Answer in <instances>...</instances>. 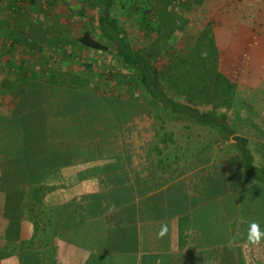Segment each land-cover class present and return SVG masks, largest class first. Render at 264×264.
<instances>
[{"label":"crops","instance_id":"crops-1","mask_svg":"<svg viewBox=\"0 0 264 264\" xmlns=\"http://www.w3.org/2000/svg\"><path fill=\"white\" fill-rule=\"evenodd\" d=\"M2 4L0 264H264V241L248 240L250 223L264 231V186L245 176L231 140L183 142L162 157L137 141L128 154L112 139V153L90 155L96 142L68 137L73 98L85 103L86 92L54 79L73 76L63 70L72 63L23 57L25 39L38 45ZM234 91L264 148V83Z\"/></svg>","mask_w":264,"mask_h":264},{"label":"rangeland","instance_id":"rangeland-1","mask_svg":"<svg viewBox=\"0 0 264 264\" xmlns=\"http://www.w3.org/2000/svg\"><path fill=\"white\" fill-rule=\"evenodd\" d=\"M228 1L114 0V15L127 32L130 46L146 61L161 89L170 98L201 112L215 110L225 114L234 132L249 139L257 165L264 166V148L258 144L262 142L261 138L251 128L248 112L235 101V91L232 94L217 91L215 95H210L211 104L206 103V99H210L206 96L198 95L195 100L184 96L182 75L186 74L183 69L189 64L187 62L181 68L182 63L202 56L210 67L213 52L231 43L236 30L234 21L219 14ZM3 2L7 3L4 12L9 11L6 10L9 7L17 26L26 22L28 32H32L31 38L38 45L33 44V47L25 39L22 44L26 47L21 50L23 57L51 65L56 62L72 63L63 70L72 72L73 76L54 78L61 83V87L78 88L77 79H89L87 88L91 92L113 97L119 103L131 101V118L114 126L117 134L114 141H121L128 154L136 141L147 149L149 144V155L162 157H176L183 142L229 141L207 126L172 119L154 107L147 109L141 95L128 93L126 85L118 83L128 72L120 61L108 53L92 52L77 44L76 37L82 31H89L99 39L96 20L99 6L96 0H23L26 5L16 4V0H0V10H3ZM11 50L12 55L18 54L13 48ZM78 63L91 64L93 69L79 75L81 67L77 66ZM72 106L69 105V108ZM143 150L145 154L146 149Z\"/></svg>","mask_w":264,"mask_h":264},{"label":"trees","instance_id":"trees-1","mask_svg":"<svg viewBox=\"0 0 264 264\" xmlns=\"http://www.w3.org/2000/svg\"><path fill=\"white\" fill-rule=\"evenodd\" d=\"M96 2L99 6L96 18L99 39L89 31H82L76 37L77 44L92 52L108 53L120 61L128 72L122 75L118 83L126 85L128 93L141 95L147 109L154 107L172 119H184L207 126L222 139L231 140L240 155L245 176L264 186V170L254 166L248 141L235 134L226 115L215 110L201 112L170 98L158 85L146 61L130 46L127 32L114 15V0ZM219 14L233 20L236 31L233 32L228 46L213 52L212 66L207 67L202 56L182 63L181 68H184L187 62L189 64V67L183 69L186 74L182 75L184 96L192 100L197 99L198 95L210 98V95H215L217 91L232 94L235 87L243 82H249L251 90H256L264 83V0H229ZM91 68L93 69L90 64L83 65L78 74L92 70ZM87 84H90L89 79H77V87L86 92V100L81 103L78 97L73 98L76 112L72 120L74 127L68 132V137L89 139L92 146L96 142L95 147L86 150L92 156L102 152L112 153L109 141L117 139L114 126L131 118L129 108L132 103H119L113 97L108 98L106 95L91 92ZM87 93L93 95L87 96ZM206 100V103L211 104V98ZM43 102L45 112H48L45 118L48 119L51 110L47 106L48 102ZM79 107H83V110ZM51 132L49 126L44 123L43 135L50 138ZM58 135L56 138L66 140V129L60 130ZM16 140H20L17 135ZM102 140H106L108 149L99 148L97 143Z\"/></svg>","mask_w":264,"mask_h":264},{"label":"clouds","instance_id":"clouds-1","mask_svg":"<svg viewBox=\"0 0 264 264\" xmlns=\"http://www.w3.org/2000/svg\"><path fill=\"white\" fill-rule=\"evenodd\" d=\"M248 240L254 244H259L264 241V231L261 230L258 223L252 222L249 224Z\"/></svg>","mask_w":264,"mask_h":264}]
</instances>
